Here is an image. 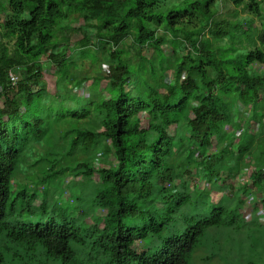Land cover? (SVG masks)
Listing matches in <instances>:
<instances>
[{
	"label": "trees",
	"instance_id": "1",
	"mask_svg": "<svg viewBox=\"0 0 264 264\" xmlns=\"http://www.w3.org/2000/svg\"><path fill=\"white\" fill-rule=\"evenodd\" d=\"M170 1L0 0V264H99L103 258L107 264H187L204 231L224 224L223 215L231 206L220 204L181 234L165 238L176 214L204 197H225L224 186L217 183L223 180L220 184L226 185L246 156L247 177L264 188V146L257 143L264 139V23L254 36L238 23L219 22L214 0L171 1L168 6ZM228 1L261 15L257 0ZM79 15L84 23L74 26L71 19ZM56 30L64 31L61 45ZM180 36L187 48L184 55L176 51ZM127 38L132 39L133 57L121 48ZM167 44L173 58L164 51ZM77 51L92 62L100 52L108 53L111 63L109 74L92 77L91 88L87 86L90 91L106 90V95L88 103L79 100L87 77L74 74L72 81L69 73ZM10 70L19 75L15 85ZM169 70L171 81L166 79ZM49 71L57 77L53 88L46 78ZM103 80L105 87L100 86ZM70 91V100L84 108L54 116L63 151L41 158L50 164L43 176L35 167L40 161L33 169L18 167L22 152L16 146L20 131L15 120L24 128L30 122L23 114L32 113L34 98L50 92L52 100H63ZM231 96L241 101L244 112L234 113ZM251 118L259 123L256 133L249 129ZM32 119L37 121L36 116ZM225 126L241 130L227 137ZM101 138L110 141L115 168L99 169L85 161L70 172L60 167L65 157L89 156ZM174 143L187 153L173 154ZM202 148L215 153L205 168L194 159ZM179 158L189 168L187 181L176 164ZM19 171L33 175L25 184L19 179L15 190L12 182ZM64 172L79 177L73 186H85L94 175L103 183L92 207L107 212L88 218L84 234L65 219L46 217L50 205H56L46 197V189L41 195L26 194L28 185L52 183ZM193 178L210 188L202 183L204 190L195 194L190 190ZM241 183L240 196L247 187ZM78 188L75 200L83 191ZM144 241L147 244L141 245Z\"/></svg>",
	"mask_w": 264,
	"mask_h": 264
},
{
	"label": "rangeland",
	"instance_id": "2",
	"mask_svg": "<svg viewBox=\"0 0 264 264\" xmlns=\"http://www.w3.org/2000/svg\"><path fill=\"white\" fill-rule=\"evenodd\" d=\"M172 2H181L182 0H171ZM171 1L168 6L171 5ZM261 8V15L255 16L250 14L243 5L236 6L232 1L228 0H214L212 8L216 13V18L219 22L230 21L233 23H238L246 29L248 32L253 33L254 36L257 32L263 27L264 23V0H257ZM71 23L74 26L83 24L84 21L79 15L71 19ZM64 31L56 30V36L58 38V44L61 45ZM159 33H163V30L160 29ZM169 37V33H166ZM180 41H183L182 36L178 38ZM181 41V44H178L176 51L180 55H184L187 51L186 46ZM246 44V42H245ZM123 52L134 56L132 50V39L127 38L124 43L121 45ZM91 52L94 51V48H90ZM89 50L86 48L85 51ZM165 53L173 58V48L171 44H167L165 47ZM80 51H77L72 54L75 62L69 66L70 77L74 74L85 75L87 77L86 85H82L81 93L79 95V100L81 99L84 103H88L93 97H98L99 95H106V90L100 89L99 92L90 91L87 86H90L93 82L92 77L100 75L104 76L109 74L111 70L110 59L107 58L108 53L104 54L103 52L99 53V58L97 62H92L90 58L81 59L79 56ZM88 53V52H87ZM124 53V54H125ZM80 59V60H79ZM47 81L49 86L53 88V82L56 80V74L49 71L47 73ZM79 78V76H77ZM166 79L168 81L172 80L171 71H167ZM64 82V80L62 79ZM66 82V81H65ZM69 87H73L72 82H67ZM107 84L106 80H103L100 83V86L105 87ZM101 87V88H102ZM74 93H77V89H72ZM73 92H69V96L65 97L63 100L51 99L50 92L41 94L39 97L33 99L30 103V108L32 113H24L23 116L25 120L30 123L23 128L21 120L18 118L15 120L19 131L20 136L16 142L17 148L21 149V163L18 167L33 169L32 167L38 161L39 163L35 164L36 168H39L38 173L40 175H45L49 169V163L47 161H41L45 155L48 153H55L63 151L65 142L58 144L60 139L59 134L56 132V128H60L54 122V116L56 113L68 114L70 110H82L84 104L81 102H74L70 100ZM231 108L234 113H241L245 111V106L236 96L230 97ZM32 116L37 117V121L32 119ZM247 117V116H246ZM238 119V116H236ZM22 119V118H21ZM5 122H8L5 118ZM249 121V129L252 133H256L259 129V123L255 118H251ZM242 125L244 122H241ZM78 122L74 121L73 125H77ZM8 130L12 132L14 130L13 124L10 123ZM224 130L227 134V137H230L232 134L239 133L241 129H234L229 126H225ZM257 143L263 147L264 139L257 141ZM98 147L91 152L89 156L86 155H75L71 157H65L60 163V167L67 168L68 172L75 170L76 165L81 162H87L95 168H110L113 169L117 165V161L113 154V150L110 145V141L104 138H101L98 143ZM241 144L240 142L237 143ZM55 147V148H54ZM57 147V148H56ZM182 150V152L187 153L188 149L183 147L181 144L174 143L172 147L173 154L176 151ZM213 150L211 149H199L196 152L194 157L195 161L198 160L201 167L205 168L209 165V161L213 158ZM212 155V156H211ZM249 156H246L245 161L243 160L239 174L231 172L230 176L225 180L226 185H221L224 183L223 180H219L217 183L218 186H224V189L227 192L225 197L219 198L217 200L208 201V198H202L200 201L193 207H188L176 214L175 218L170 222L166 227L163 236L165 238L171 237L174 235L181 234L185 228L190 225L195 224L199 219L209 216L215 207H218L220 204H226L227 212L223 215L224 224L220 226H211L208 227L202 236L199 238L197 245L194 247L192 253L188 258L187 264H264V188L254 185L251 180L247 177L249 173L250 162ZM180 168V172L184 175V180H188L189 168L181 160L178 159L176 164ZM35 168V169H36ZM233 173V174H232ZM33 175V172L29 176H25L24 171H19L14 177V182L12 186L15 190L18 188L17 181L21 178L22 184L27 183L28 178ZM246 175V176H245ZM79 177L67 176V172L59 175L52 183H43L42 185H33L30 184L26 188V194L31 195L33 192H39L38 194L44 192L46 189V197L50 200L56 202V205H50V209L46 214V217H54L56 222H61L65 219L69 223H73L76 226L80 227L81 233L86 232L88 227V218L95 219L106 214V209L103 207L94 206L92 207V197L103 188V183H100V178L97 175H94L93 181H88V183L83 186L77 184ZM241 181L246 182V190L242 192L241 196L238 195V192L243 189L244 185ZM205 182L202 179L196 178L191 179L190 190L195 194L204 190ZM83 188L82 194L78 199L75 200V196L78 195L79 188ZM209 184L206 186V189H209ZM229 194V195H228ZM196 198L195 196H193ZM242 197L243 205L241 210H237L236 203H238L239 198ZM203 200H207L205 202ZM58 204V205H57ZM62 204V205H60ZM73 205L72 209L67 208V205ZM75 204V205H74ZM89 216V217H88ZM91 216V218H90ZM26 221L30 218L25 216ZM248 219V220H247ZM147 241L141 243V245H146ZM149 253H152L148 249ZM99 264H107L105 258L101 259Z\"/></svg>",
	"mask_w": 264,
	"mask_h": 264
},
{
	"label": "built area",
	"instance_id": "3",
	"mask_svg": "<svg viewBox=\"0 0 264 264\" xmlns=\"http://www.w3.org/2000/svg\"><path fill=\"white\" fill-rule=\"evenodd\" d=\"M8 77H9V80L11 81L12 85H15L19 79V75L13 70H10L8 72ZM262 173L264 174V167H262Z\"/></svg>",
	"mask_w": 264,
	"mask_h": 264
},
{
	"label": "crops",
	"instance_id": "4",
	"mask_svg": "<svg viewBox=\"0 0 264 264\" xmlns=\"http://www.w3.org/2000/svg\"><path fill=\"white\" fill-rule=\"evenodd\" d=\"M248 220V219H247Z\"/></svg>",
	"mask_w": 264,
	"mask_h": 264
}]
</instances>
